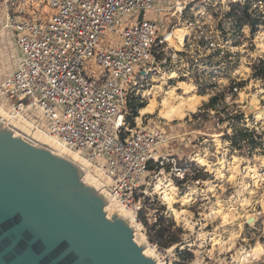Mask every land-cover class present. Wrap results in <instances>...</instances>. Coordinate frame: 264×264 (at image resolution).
Returning <instances> with one entry per match:
<instances>
[{
    "label": "rangeland",
    "instance_id": "374dc122",
    "mask_svg": "<svg viewBox=\"0 0 264 264\" xmlns=\"http://www.w3.org/2000/svg\"><path fill=\"white\" fill-rule=\"evenodd\" d=\"M13 4L15 0H9L6 18L8 14L13 15ZM172 4V0L159 2L155 10L146 13V19L157 21L161 25V35L171 33L178 26H186L184 17L204 26L202 30L193 31L184 42L186 49L173 36L182 51L178 52L170 43L166 47L173 49L178 58L161 65V74L151 76L134 97L135 100L130 102L142 103L138 116L133 115L129 106L126 110L129 130L155 126L162 128L169 137L168 142L160 149L166 160L158 171L164 174H158L157 171L158 175H155L148 171L143 177L142 185L147 184L150 176L153 177L152 183L145 190L146 194L136 197V201H142V210H133L136 221L140 224L138 233L143 234L150 244L157 245L159 262L164 264H171L170 261L172 264H264V82L253 77L254 67L264 61V0H197L193 3L186 0L178 7H172ZM246 4L250 5L252 19L245 18L241 9L236 15H229L233 12V6L243 7ZM38 5V13L48 19L52 10L42 0H38ZM22 6L25 7V13L33 10L28 1ZM183 7L187 10L183 12L184 17H180ZM160 8H164V12H158ZM6 20L4 28H7ZM241 20L243 24L239 26ZM255 20L257 25L253 31L251 22ZM129 21L133 20L130 18L125 25ZM105 40L118 42L111 33L107 34ZM168 55L174 53L168 52ZM1 61L0 58V63ZM2 67L6 68V65L0 66V85L8 78ZM92 69L95 73L100 72L98 66H93ZM162 84L166 92L175 91L174 102L180 98L198 100L200 105L197 110L172 122L161 118L158 112L142 115L141 110L151 100L147 93ZM186 85L194 86V91H186ZM216 95L221 96L215 109L204 111L205 105ZM157 101L162 103V97L159 96ZM0 104L7 105L1 95ZM205 112L207 116L202 119ZM196 114L200 115L198 120L194 118ZM26 115L36 120L41 128L49 130L48 119L39 109ZM16 127L25 135L28 132L33 136L31 129H22L19 124ZM240 131L251 133L255 144L242 142L236 145L234 137ZM43 142L45 147L50 145L48 140ZM70 152L67 154L69 160L77 158L104 185H110L106 175L98 172V168L108 162L106 157L90 165ZM196 155L205 157L212 170L194 161ZM175 163H188L192 169L184 180H173L180 196L174 205L179 216L171 211L170 206L161 200L155 190L157 180L169 179L167 174ZM183 196L192 200L184 203L181 201ZM117 207L120 206L117 204ZM219 209L227 214V220L223 215L213 213ZM251 214L258 216L254 225L247 224V217ZM154 215L175 224L172 231L180 230L177 231L181 240L179 244L163 248L159 241H150L148 227L143 222L146 221L152 227ZM165 223L168 225V222ZM217 241L225 243L215 246ZM257 245L263 248L262 254L246 260L245 255ZM167 250H170L171 258ZM181 252H191L194 257L185 260L184 254L180 255Z\"/></svg>",
    "mask_w": 264,
    "mask_h": 264
},
{
    "label": "built area",
    "instance_id": "2783aa9c",
    "mask_svg": "<svg viewBox=\"0 0 264 264\" xmlns=\"http://www.w3.org/2000/svg\"><path fill=\"white\" fill-rule=\"evenodd\" d=\"M27 1L31 13L22 6ZM172 1V7H178L186 0ZM159 2L167 0H42L52 10L47 19L36 9L38 0H15L13 15L6 18V27L17 33L22 58L0 85L7 103L0 104V120L50 136L90 165L106 157L108 162L98 168L110 180L106 190L121 206L136 212L142 210L137 195L146 194L153 180L150 176L143 186V177L148 171L164 174L158 171L166 160L160 149L169 137L155 126L129 130L126 110L147 80L161 74V65L178 58L166 47L173 31L161 35V25L145 18ZM185 10H180V17ZM142 11L145 16L139 21ZM130 18L133 21L125 25ZM184 20L188 37L204 26L191 18ZM109 33L118 42H107ZM93 66L100 72L95 73ZM34 109L48 119V131L26 115ZM191 172L188 163H175L167 175L173 182ZM159 219L153 216L156 229Z\"/></svg>",
    "mask_w": 264,
    "mask_h": 264
},
{
    "label": "water",
    "instance_id": "95a60500",
    "mask_svg": "<svg viewBox=\"0 0 264 264\" xmlns=\"http://www.w3.org/2000/svg\"><path fill=\"white\" fill-rule=\"evenodd\" d=\"M168 42L182 51L172 36ZM84 177L79 165L0 120V264H158L124 214L109 218L108 199Z\"/></svg>",
    "mask_w": 264,
    "mask_h": 264
},
{
    "label": "bare ground",
    "instance_id": "6f19581e",
    "mask_svg": "<svg viewBox=\"0 0 264 264\" xmlns=\"http://www.w3.org/2000/svg\"><path fill=\"white\" fill-rule=\"evenodd\" d=\"M188 34H190V29H188V27L178 26L174 29L172 37L174 36L175 40L178 39L181 43H184L186 38L189 36ZM172 77L176 78L175 75L174 76L172 75ZM185 90L193 92L194 86L186 85ZM158 94H159V96L162 97V103H159L157 101V99L159 97ZM147 95L151 97L150 103L147 107L142 109L140 113L142 115H145V114H153V113L158 112L161 118H163L169 122L185 118L188 115V113L195 112L197 110L198 106L200 105V103H198V100H196V99L195 100H185L183 98H180L179 101L174 102L173 96L175 95V91L169 90L168 92H166L163 88V84L161 86L154 87L151 91H149L147 93ZM9 125L16 127L13 124H10V123L7 124L6 123V126H9ZM17 128L18 127H16V130H15V134L17 136H23V137L31 140L34 144H40V145H45L43 141L48 140V142H50V145H46V146H48L50 149L52 147V149H53L52 151L55 154L60 155L62 157H66V158L69 157V155H67V154L71 153L70 150L67 151V149H64L63 147H61L50 136H45L44 134H42L40 132H33L32 133L33 136L31 137V135H29L30 133L26 132V135H25V133L21 132ZM24 128L27 129L26 127H24ZM24 128H22V129H24ZM19 129H20V127H19ZM27 135H29V136H27ZM39 136L42 137L43 139L41 140ZM54 145H57L58 149H57V146L53 148ZM74 154H76V153H74ZM76 155L80 159H82L78 154H76ZM71 161L80 165V167L85 171L84 182L87 185L95 187V189L99 190L103 195L106 196V198L109 201L108 205L106 207V212H107L109 218L112 217L115 212H117L119 216H122L124 214L127 217V219L130 221L131 226H133V225L135 226L134 227L135 232H136L135 238H136L137 243L139 245H142L145 242V246H146V248H144L145 255L150 256L151 258L155 259L156 261L158 260L157 261L158 264H164L162 262H159V259H158L159 254H158L157 249L152 244H150L149 242L146 241V237L143 234L138 233L140 224L138 223V221H136V216H135L133 210L130 208L121 206L119 204V202L116 201L109 194V192H108V190H106V187L104 186L103 182L97 176H95L94 174H92L88 170L87 165L83 166L82 164H80L78 162L77 158H75V160H71ZM194 161H196L199 164H202V166H204V167H209L210 170H212V166H211L210 162L205 157L198 155L197 158L194 159ZM155 190H156V193L159 194L161 200L170 206L171 211L176 216H179L178 212L175 211V209H174V205L178 202L177 198L180 196H178L179 195L178 194V188L174 185V183L172 181H170V179H167L165 181H163L162 179L157 180ZM181 198H182L181 201L184 203H188L192 200V199L187 198V196L186 197L183 196ZM116 203L120 207H117ZM222 211H223L222 209H219L217 211H214L213 213L218 214V215H223L224 219L227 220V218H228L227 214L222 213ZM223 243H225V242L217 241L215 246L216 245L221 246ZM262 252H263V248L261 247V245H257L251 251H249L245 255L244 258H246V260L248 257L254 258V257H257L259 254H262Z\"/></svg>",
    "mask_w": 264,
    "mask_h": 264
},
{
    "label": "trees",
    "instance_id": "16d2710c",
    "mask_svg": "<svg viewBox=\"0 0 264 264\" xmlns=\"http://www.w3.org/2000/svg\"><path fill=\"white\" fill-rule=\"evenodd\" d=\"M232 9H233V12L229 14L231 17L236 15L238 10L241 9L243 11L245 18L252 19V16L250 15V12H249L250 10L249 4H246L243 7H241L240 5L233 6ZM241 24H243L242 20L239 23V26ZM251 24H252L253 31H255L256 25H257L256 20L254 22H251ZM253 77L258 78L264 82V61H261L260 65H257L254 67ZM220 96L221 95H218V96L216 95L215 97H212L210 101L205 105V108L203 110L207 112V110L215 109L216 104L220 100ZM129 107L131 108L133 115L138 116V109L143 107V105L142 103L138 104L135 102L133 104H129ZM206 112L202 116V119L207 116ZM199 117L200 115L198 114L194 115V118L197 120L199 119ZM131 121H133L132 118H131ZM252 136L253 135L251 133H248L246 131L245 132L240 131V133L236 137H234L235 144L237 145L238 143L240 144L242 142H250L251 144H255V140L252 139ZM165 222H168V225H166ZM143 224L148 227V236H149L150 241L151 242L159 241V245L163 248H168L172 245L179 244L181 242L180 238L177 236V231L180 232V230L175 229L176 232L172 231L175 224L173 222H170L164 219L163 217L159 219V224H158L159 228L157 229L155 228L156 226L149 227L146 221H144ZM183 254H184L183 259L185 260H191L194 257L193 253L191 252H185V253L181 252L180 253V255H183Z\"/></svg>",
    "mask_w": 264,
    "mask_h": 264
},
{
    "label": "crops",
    "instance_id": "0c3cea01",
    "mask_svg": "<svg viewBox=\"0 0 264 264\" xmlns=\"http://www.w3.org/2000/svg\"><path fill=\"white\" fill-rule=\"evenodd\" d=\"M8 3L9 0H0V58L2 59L0 66L2 64L6 65V68H1L2 70L4 68V71H6L5 77L11 75L18 69L22 58L16 31L10 28H4L6 12L9 10Z\"/></svg>",
    "mask_w": 264,
    "mask_h": 264
}]
</instances>
